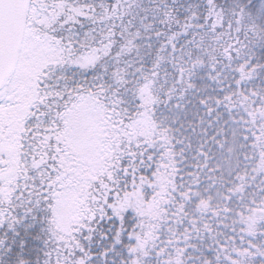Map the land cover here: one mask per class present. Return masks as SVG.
Masks as SVG:
<instances>
[{"label": "snow or ice", "instance_id": "snow-or-ice-1", "mask_svg": "<svg viewBox=\"0 0 264 264\" xmlns=\"http://www.w3.org/2000/svg\"><path fill=\"white\" fill-rule=\"evenodd\" d=\"M0 264H264V0H0Z\"/></svg>", "mask_w": 264, "mask_h": 264}]
</instances>
